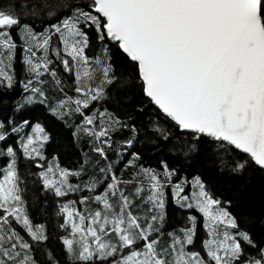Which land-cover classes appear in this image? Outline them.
Wrapping results in <instances>:
<instances>
[{
	"label": "snow or ice",
	"instance_id": "snow-or-ice-1",
	"mask_svg": "<svg viewBox=\"0 0 264 264\" xmlns=\"http://www.w3.org/2000/svg\"><path fill=\"white\" fill-rule=\"evenodd\" d=\"M87 8L70 0H0V87H14L19 63L25 75L20 83L31 93L19 110L37 96L46 102L51 84L61 93L52 114L78 117L73 138H84L99 157L85 154L78 169L63 168L55 157L47 161L43 148L50 137L39 123L23 121L31 133L14 147L0 121V264H40L35 246L48 239L46 226L30 218L17 164L21 152L39 169L44 191L57 198L89 193L59 207L60 239L73 264H264V246L240 228L200 176L175 179L178 170L166 162L157 170L128 152L134 125L133 137L110 161L114 135L129 125L107 107L119 104L129 85L127 75L116 72L115 49L141 82L144 104L197 143L208 137L219 148L246 154L233 172H264V0H89ZM89 30L100 45L91 56ZM54 64L71 77L72 95ZM154 130L168 138L164 129ZM196 150L191 140L181 149L185 156ZM84 176L83 187L71 182ZM169 194L188 212L185 224L171 229ZM45 255L49 264H59L51 252Z\"/></svg>",
	"mask_w": 264,
	"mask_h": 264
},
{
	"label": "trees",
	"instance_id": "trees-1",
	"mask_svg": "<svg viewBox=\"0 0 264 264\" xmlns=\"http://www.w3.org/2000/svg\"><path fill=\"white\" fill-rule=\"evenodd\" d=\"M70 2L81 5L85 10H88L89 0H70ZM49 22L45 21V23ZM89 36L91 48L88 50V54L91 56L96 54L100 45L96 41L94 31L89 30ZM112 58L116 72L126 74L129 85L126 92L121 93L119 104L108 103L107 107L126 121L129 127L114 135L113 148L108 150L110 161L114 162L117 159L116 150L121 147V143L133 137L131 129L134 125L137 132L133 146L128 152H138L141 157L139 163L159 170L161 161H164L169 167L178 170L179 175L175 179H179L180 176H187L189 179L193 176H200L208 190L220 199L224 206L228 207L229 211L237 218L240 228L247 231L258 246H264V172L258 168H247L240 172H233L234 163L238 160H244L246 154L233 151L228 145L219 148L217 143L208 137L201 138L197 143L192 140L190 134L181 133L152 105L144 104L145 98L141 91V82L136 78V74L131 71L126 58L115 49L112 50ZM53 67H56L58 74L65 81L64 91L72 95L71 77L57 65L54 64ZM15 78L16 84L12 89L0 87V121L5 122L10 137L8 141L10 146L18 147L20 137L31 133V127L25 128L23 126V121L28 120L32 126L39 123L50 137L43 148L47 161H52L55 157L61 167L75 170L80 167L85 154L92 156L93 160L99 159V157L93 156L91 147L84 138H73L71 125L73 119L78 121V117L61 120L52 114L51 108L61 98L59 91L54 90L51 84L46 85V102L41 103L40 97L37 96L35 97L37 102L34 100L31 103H25L18 110L17 105L21 103L22 97L31 95V93L24 92L20 83L25 79V75L21 71L19 63L15 67ZM45 79L48 78L45 77ZM142 104L143 111L140 110ZM12 127L22 130L13 134L11 132ZM156 127L164 129L168 138L165 139L164 136L156 132L154 130ZM190 140L196 144L197 150L185 156L181 149ZM2 143L0 142V144ZM128 158V154H125L120 167H123V163ZM222 160L227 164V167L221 164ZM17 164L24 181L23 186L27 189L25 198L28 202L30 218L34 225L43 224L46 226L48 239L35 246L36 258L40 264H49L45 253L51 252L59 264H73V261L67 258L60 239L65 233L59 227L63 222V217L58 215L59 207L62 203L78 200L80 196L89 195V193L87 191L70 193L67 197L57 198L51 192L43 190L39 178L36 176L39 169L35 167L33 162L24 158L22 152L18 153ZM100 164L103 165L104 161L101 160ZM93 167L89 166V173ZM99 175L101 174L97 173V176ZM87 178V176L80 180L73 178L71 182L80 183L83 187L82 180ZM167 213L169 229L185 224L188 212L175 206L170 194ZM192 214L197 215L194 211ZM13 226L20 230L15 224ZM20 231L22 235H25V239H29L22 230ZM202 235L203 230L198 225L196 241L199 243ZM246 251L250 252L251 249L247 248ZM76 264H80V262H76Z\"/></svg>",
	"mask_w": 264,
	"mask_h": 264
},
{
	"label": "rangeland",
	"instance_id": "rangeland-1",
	"mask_svg": "<svg viewBox=\"0 0 264 264\" xmlns=\"http://www.w3.org/2000/svg\"><path fill=\"white\" fill-rule=\"evenodd\" d=\"M34 100L37 102V99L36 98ZM199 246H200V243L198 241H196V247L199 248Z\"/></svg>",
	"mask_w": 264,
	"mask_h": 264
},
{
	"label": "bare ground",
	"instance_id": "bare-ground-1",
	"mask_svg": "<svg viewBox=\"0 0 264 264\" xmlns=\"http://www.w3.org/2000/svg\"><path fill=\"white\" fill-rule=\"evenodd\" d=\"M14 134V133H13Z\"/></svg>",
	"mask_w": 264,
	"mask_h": 264
}]
</instances>
